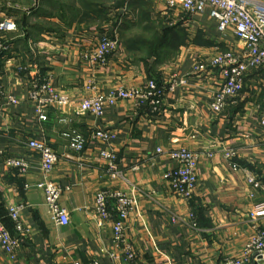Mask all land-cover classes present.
<instances>
[{
  "label": "crops",
  "instance_id": "crops-1",
  "mask_svg": "<svg viewBox=\"0 0 264 264\" xmlns=\"http://www.w3.org/2000/svg\"><path fill=\"white\" fill-rule=\"evenodd\" d=\"M79 1L84 2L0 0V21L12 18L17 24V32L8 36L13 51L0 54V217L21 239L15 259L0 246V264H219L239 256L255 235L250 213L262 201L247 172L264 180V133L259 125L264 84L251 73L236 101L217 113L210 104L220 86L219 73L193 75L191 70L197 61L239 49L241 42L232 31L220 32L208 11L190 14L181 7L169 8L168 0L93 4L94 17L113 15L115 26L84 28L74 21ZM121 18L125 23L116 31ZM106 31L120 32L118 49L104 66L85 61L84 51ZM173 74L188 82L166 94L159 113L131 100L107 106L102 117L81 109L85 98L139 87L150 78L167 84ZM45 78L69 101L48 106L42 120L29 91L32 81ZM7 95L19 102L11 103ZM72 129L85 136L83 151H76L64 135ZM99 130L114 137L98 140L93 134ZM32 139L44 140L58 155L48 174L41 170L40 154L29 146ZM104 148L117 155L122 176L109 175V160L100 154ZM179 148L200 155L191 200L177 196L165 177L176 167L169 153ZM229 150L240 166L236 170L225 158ZM8 158L23 159L28 171L10 167ZM44 180L62 188L60 203L69 213L68 224L53 219L44 192L36 186ZM102 189L136 199L124 221L126 244L114 241L119 217L103 219L96 211ZM11 207L20 208L22 234L10 218ZM258 225L264 228V217ZM126 246L132 248L133 260ZM248 264H264V259Z\"/></svg>",
  "mask_w": 264,
  "mask_h": 264
},
{
  "label": "built area",
  "instance_id": "built-area-1",
  "mask_svg": "<svg viewBox=\"0 0 264 264\" xmlns=\"http://www.w3.org/2000/svg\"><path fill=\"white\" fill-rule=\"evenodd\" d=\"M181 7L190 14L208 11L211 18L217 22L218 30L222 33L232 31L241 42L239 49H228L219 52L204 61L193 64L191 74L204 75L216 73L220 75V86L211 100V108L217 113H222L244 90L245 80L248 75L255 73L264 84V1L261 0H168L169 8ZM17 24L12 18L0 21V33H12L16 31ZM119 47L118 34L103 33L99 41L83 57L94 64L104 66L109 54ZM9 45L0 36V54L5 53ZM188 78L173 74L167 84H161L156 78H150L139 87L118 88L108 94H98L95 97L86 98L81 103L83 112H89L97 117H102L105 108L114 105L119 100H134L139 107L149 106L153 112L159 113L163 107V101L168 93H174L184 84ZM1 84V75H0ZM8 100L17 104L16 97L7 95ZM29 98L37 103L39 118L47 119V107L55 103L65 104L69 100L66 96L59 94L53 85L45 80H34L32 82ZM260 128L264 133V116L259 121ZM71 141V146L76 151H83L86 138L79 130H69L64 133ZM94 138L108 142L114 135L109 131L99 130L93 134ZM29 146L40 154L41 170L48 174L56 166L58 155L55 150L44 140L32 139ZM161 150L159 149V152ZM100 154L109 160L108 173L113 178L122 176L118 169L117 155L110 149H101ZM176 167L168 170L165 177L175 194L185 200H191L198 185V167L200 155L188 148L174 149L169 153ZM235 152H225V158L229 160L233 169L240 168L234 160ZM7 165L20 170L22 173L28 171V164L21 158H8ZM250 186L262 196L250 213V220L254 223L255 235L245 245L240 256L226 258L219 264H248L253 261L264 259V228L258 225L259 220L264 217V180L252 171L247 172ZM28 187V185H26ZM44 192L45 202L48 205L53 219L59 224L69 223V213L61 205L60 198L62 188L55 183L44 180L36 185ZM136 207V199L120 190L102 189L95 199V208L103 219H112L115 215L119 217L113 225L114 241L118 244H126L124 221ZM10 218L15 223L16 230L22 234L23 224L20 220V208L11 207ZM21 245V239L14 236L0 217V246L12 258ZM125 252L130 260L134 259V252L130 246L125 247ZM79 264V263H76ZM94 264H98L94 262Z\"/></svg>",
  "mask_w": 264,
  "mask_h": 264
},
{
  "label": "rangeland",
  "instance_id": "rangeland-1",
  "mask_svg": "<svg viewBox=\"0 0 264 264\" xmlns=\"http://www.w3.org/2000/svg\"><path fill=\"white\" fill-rule=\"evenodd\" d=\"M84 2H81V1H79V2H77L76 3V5L77 6H75V8L73 9V11L75 12V14L76 15H78L77 17H74V21H76V22H81V23H83L84 24V28H93V27H96L97 25H98V27L100 26V25H106L105 27L106 28H109V27H114L115 26V22H116V20H115V18L113 17V15H109L108 14V16L109 17H107L106 16V18H105V20H103L102 18L101 19H99V17H94V16H96V13L94 12L95 10H90V6H92L93 7V4H100L102 7L105 5V6H108L109 4L111 5L112 3H110L108 0H83ZM116 3H117V1H116ZM104 6V7H105ZM64 7V6H63ZM88 7L89 8V11H87L86 10V8ZM180 7V6H179ZM102 10H103V8H102ZM108 13V12H107ZM97 16H99V15H97ZM78 19H79V21H78ZM103 20V21H102ZM124 20H126V19H124V18H121L119 21H118V23H117V29H116V31L117 30H119L120 29V27H122V25H124ZM2 21V20H1ZM102 21V22H101ZM124 22V23H123ZM123 23V24H122ZM155 23V22H154ZM129 24V23H128ZM130 25V24H129ZM133 25V24H132ZM137 27H138V29H139V34H142V35H144V31H143V28L144 27H142L141 25H140V23H139V25L137 24L136 25ZM141 30V31H140ZM15 32H17V29H16V31H13L12 33H6V34H3V33H0V36L3 38V41H5L6 42V44L7 45H9V49L8 50H5L4 52L7 54V53H10V52H12L13 51V42H12V39L10 38V37H8L10 34H13V33H15ZM108 34H113V32H108V31H106ZM117 33V32H116ZM120 33V32H119ZM119 33H118V35H119ZM91 49V48H90ZM90 49H88V50H85L84 51V53L82 54V58L84 59V57H83V55L86 53V52H88ZM115 52V51H114ZM5 53H3V54H5ZM85 61H87L86 59H84ZM87 62H90V61H87ZM90 63H92V62H90ZM92 64H94V63H92ZM94 65H96V66H102L101 64H94ZM37 80H39V79H37ZM45 80H47V81H49L52 85H53V87L55 88V90L59 93V94H61L58 90H57V88L55 87V85L50 81V79L49 78H45L44 80H42V81H45ZM33 82V81H32ZM132 88V87H131ZM129 89V88H128ZM95 97V96H94ZM88 98H90V97H88ZM86 99V98H85ZM120 101V100H119ZM131 101H133V102H135L134 100H131ZM118 102V101H117ZM116 102V103H117ZM115 103V104H116ZM114 104V105H115ZM135 104L138 106V104H137V102H135ZM191 150V149H190ZM195 194V193H194ZM253 238V237H252ZM251 238V239H252ZM250 239V240H251ZM249 240V241H250ZM248 241V242H249ZM247 242V243H248ZM246 243V244H247ZM243 252V251H242ZM242 254V253H241ZM240 254V255H241ZM239 255V256H240ZM236 257H238V256H236ZM227 258H235V257H227ZM224 259H226V258H223L219 263H221V262H223V260Z\"/></svg>",
  "mask_w": 264,
  "mask_h": 264
}]
</instances>
